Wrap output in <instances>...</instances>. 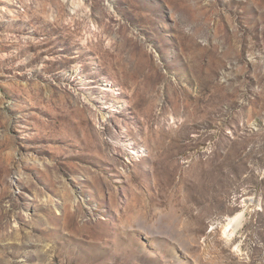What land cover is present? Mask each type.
<instances>
[{
  "label": "rangeland",
  "instance_id": "obj_1",
  "mask_svg": "<svg viewBox=\"0 0 264 264\" xmlns=\"http://www.w3.org/2000/svg\"><path fill=\"white\" fill-rule=\"evenodd\" d=\"M0 264H264V0H0Z\"/></svg>",
  "mask_w": 264,
  "mask_h": 264
},
{
  "label": "bare ground",
  "instance_id": "obj_2",
  "mask_svg": "<svg viewBox=\"0 0 264 264\" xmlns=\"http://www.w3.org/2000/svg\"><path fill=\"white\" fill-rule=\"evenodd\" d=\"M147 198H148V196H147ZM150 202V201H149ZM151 203V202H150ZM149 209V208H148ZM151 211V210H150ZM165 211V210H164ZM163 212V211H162ZM163 214H164V212H163ZM242 217V215H237L236 217H234V218H231L230 220H229V223H228V227L229 228H234V229H238V227L241 225L240 224V221H241V218Z\"/></svg>",
  "mask_w": 264,
  "mask_h": 264
}]
</instances>
